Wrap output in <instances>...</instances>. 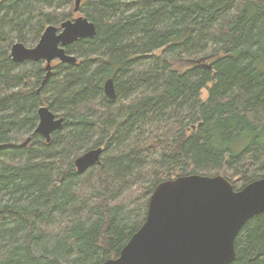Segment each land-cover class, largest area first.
Listing matches in <instances>:
<instances>
[{"label": "trees", "instance_id": "obj_1", "mask_svg": "<svg viewBox=\"0 0 264 264\" xmlns=\"http://www.w3.org/2000/svg\"><path fill=\"white\" fill-rule=\"evenodd\" d=\"M67 1L0 0V264H97L139 228L161 181L220 174L239 190L264 176V0H81L96 33L41 85L40 62L9 49L36 43ZM41 104L63 118L48 142L34 130ZM98 146L100 162L77 173L73 159ZM234 247L229 264H264V213Z\"/></svg>", "mask_w": 264, "mask_h": 264}, {"label": "water", "instance_id": "obj_2", "mask_svg": "<svg viewBox=\"0 0 264 264\" xmlns=\"http://www.w3.org/2000/svg\"><path fill=\"white\" fill-rule=\"evenodd\" d=\"M80 3L74 0V12H78ZM95 33V24L79 15L62 21L59 27L48 24L32 47L14 43L10 56L15 62L45 61L46 69L52 60L75 62L76 57L66 53L65 47ZM209 58L192 61L210 69L213 62H202ZM103 92L109 99L115 97L112 78L105 80ZM37 113L34 130L48 142L51 134L62 127L63 118L44 105ZM101 153L98 146L75 157L77 173L97 165ZM260 213H264V176L239 190L220 174H189L164 180L153 188L144 221L118 255L97 264H229L235 257L237 234Z\"/></svg>", "mask_w": 264, "mask_h": 264}, {"label": "rangeland", "instance_id": "obj_3", "mask_svg": "<svg viewBox=\"0 0 264 264\" xmlns=\"http://www.w3.org/2000/svg\"><path fill=\"white\" fill-rule=\"evenodd\" d=\"M73 6H74V0H72V1H67V2H63L61 5H59V8H57V10H56V13H55V15H54V24L56 25V27H59V25H60V23L59 22H57V18H59L60 17V19H71L72 17H76V16H79V15H83L84 16V12L80 9V12H74L73 11ZM5 31L6 32H8V31H10V29H9V27H6L5 28ZM12 35H14V33L12 32V33H9V34H7V36H12ZM25 47H32V46H34V44L31 46V44H27V43H25V44H23ZM10 52H11V47H10V49H9V54H10ZM201 56V55H200ZM200 56H198V57H196V58H199ZM201 57H203V56H201ZM208 62V61H207ZM102 93L104 94V92H103V90H102ZM105 95V94H104ZM205 96H206V89H203L202 91H201V97L204 99L205 98ZM101 103H103L102 101H101V99L99 98V99H97L95 102H94V104H96V105H99V106H101ZM42 105H44V104H41V106ZM44 106H47V105H44ZM114 106H116V104H114ZM48 107V106H47ZM49 108V107H48ZM52 109V111L54 112V113H56L57 115L56 116H58L59 115V113L57 112V111H55V110H53L54 109V106L53 107H51ZM63 123H62V127L61 128H63ZM60 128V129H61ZM66 132H68L67 131V129H66ZM21 140V139H20ZM19 140V141H20ZM24 142V141H23ZM22 142V143H23ZM28 144H30L29 142H28ZM86 151V150H85ZM84 152V151H83ZM82 151H81V153H83ZM81 153H79V154H81ZM78 154V155H79ZM77 155V156H78ZM73 166H74V168H75V165H74V159H73ZM75 170H76V168H75ZM84 174H87L88 175V169L86 170V171H84L83 172ZM94 186H97V185H95V184H93ZM88 195V194H87ZM133 197V193L132 194H127L125 197L126 198H129V197ZM130 200H132L131 198H129ZM133 207V206H132ZM56 223H54V222H52V223H50V224H44V225H42L41 226V230L39 231L40 233H41V235H42V239H41V246L42 245H47L48 247L50 246V245H52V243H54L55 242V236H54V232H53V230H54V225H55ZM34 251L35 252H39V251H42V247H39V248H34ZM33 264H44V262L43 261H41V260H39V261H36V262H34Z\"/></svg>", "mask_w": 264, "mask_h": 264}, {"label": "flooded vegetation", "instance_id": "obj_4", "mask_svg": "<svg viewBox=\"0 0 264 264\" xmlns=\"http://www.w3.org/2000/svg\"><path fill=\"white\" fill-rule=\"evenodd\" d=\"M47 26V25H46ZM45 26V27H46ZM43 31H44V29H43ZM42 31V32H43ZM41 32V33H42ZM41 33H40V35H41ZM40 35H39V37H40ZM39 37H38V39H39ZM38 39H37V41H38ZM14 43H21V42H14ZM13 43V44H14ZM12 44V45H13ZM10 55V54H9ZM11 57V56H10ZM12 58V57H11ZM13 60V59H12ZM14 61V60H13ZM15 62V61H14ZM25 62H40V65L42 66V70L44 71V77L41 79V82H40V84L41 85H43L44 84V81H45V79H46V81L48 80V78L52 75L51 73H52V70L55 68V66H56V64H58V63H62V62H59L58 60H52L51 61V63H50V65H51V67H49L48 69H46V67H45V65H46V62L45 61H23V62H16V63H20V64H22V63H25ZM41 106V105H40ZM39 106V107H40ZM29 138V137H28ZM27 139V138H26ZM30 139V138H29Z\"/></svg>", "mask_w": 264, "mask_h": 264}]
</instances>
